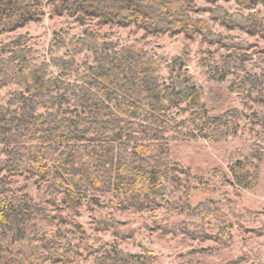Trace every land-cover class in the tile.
I'll return each mask as SVG.
<instances>
[{"label":"trees","instance_id":"obj_1","mask_svg":"<svg viewBox=\"0 0 264 264\" xmlns=\"http://www.w3.org/2000/svg\"><path fill=\"white\" fill-rule=\"evenodd\" d=\"M204 1L211 7L198 9L194 0H0V34L38 22L50 6L55 15L73 17L80 24L96 19L101 25L134 26L149 35L183 34L188 39L200 35L208 43L249 48L245 41L221 43L204 19L191 16L201 10L228 30L264 40V17L250 11L254 2L237 0L249 11L243 13L229 12L219 0ZM27 41L19 35L0 51V89L20 87L0 103V174L51 178L66 207L90 202L97 230L115 224L97 208L102 195L112 194L118 210L143 211L165 202V181L178 179L171 174L176 169L184 172L171 161V139L185 135L221 141L234 133L241 117L237 109L220 113L208 109L201 100L202 89L191 80L180 57L167 65L169 76L164 80L161 59L135 44L117 48L109 41L89 46L83 37L68 42L53 39L51 51L68 47L74 55L85 49L91 52L92 61L85 60L80 68L73 56L38 61ZM175 109L186 112L185 119L178 120L172 114ZM185 122L192 124L186 133L180 129ZM229 173L238 189H251L258 180L257 165L242 160L232 163ZM47 217L27 194L0 199L4 229L0 264L14 262L10 256L16 250L13 246L21 245L25 224ZM58 220H63L61 215ZM67 222L80 228L73 219ZM37 238L44 259L73 264L67 242L53 239L47 231ZM102 246L95 250L87 246L94 255L91 264H145L139 255Z\"/></svg>","mask_w":264,"mask_h":264},{"label":"rangeland","instance_id":"obj_2","mask_svg":"<svg viewBox=\"0 0 264 264\" xmlns=\"http://www.w3.org/2000/svg\"><path fill=\"white\" fill-rule=\"evenodd\" d=\"M194 1L198 9L211 7L204 0ZM244 1L254 2L256 6L250 11L264 17V0ZM218 4L229 12H249L237 0H219ZM191 16L204 19L219 34L221 43L245 41L249 48L208 43L200 35L192 39L183 34L149 35L134 26L101 25L96 19H85L80 24L73 17L55 15L50 6L45 7L38 22L0 34V51L19 35H25L38 61L73 56L80 68L85 60L92 61L91 52L85 49L74 55L68 47L51 51L53 39L68 42L83 37L89 46L94 41H109L117 48L135 44L161 59L164 80L169 76L167 65L180 57L191 80L202 89L201 100L208 109L215 113L237 109L241 113L234 133L224 140L185 135L170 140L171 161L184 172L176 169L171 174L178 179L165 181V202L143 211L118 210L112 194L100 196L97 208L105 220L115 221L104 231L95 227L90 202L66 207L58 184L51 178L1 173L0 199L27 194L48 215L25 224L21 245L13 246L16 250L10 256L14 261L11 264H61L43 258L37 236L44 231L71 246L73 264H91L94 255L86 248L95 250L100 244L101 249L139 255L145 264H264V40L238 29L228 30L206 11L193 12ZM52 70L58 73L56 68ZM219 77L222 78L218 80ZM16 90L20 87L1 88L0 103ZM172 114L178 120L187 115L177 109ZM180 129L186 133L192 124L185 122ZM237 160L258 167V180L251 189L231 184L229 167ZM59 215L63 220H58ZM69 219L80 228L68 223ZM3 232L0 226V243Z\"/></svg>","mask_w":264,"mask_h":264}]
</instances>
